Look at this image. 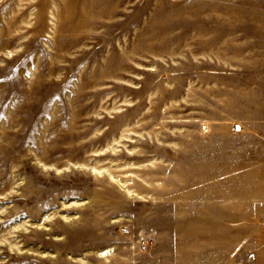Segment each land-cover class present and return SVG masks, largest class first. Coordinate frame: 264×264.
<instances>
[{
	"label": "rangeland",
	"instance_id": "obj_1",
	"mask_svg": "<svg viewBox=\"0 0 264 264\" xmlns=\"http://www.w3.org/2000/svg\"><path fill=\"white\" fill-rule=\"evenodd\" d=\"M0 264H264V0H0Z\"/></svg>",
	"mask_w": 264,
	"mask_h": 264
},
{
	"label": "built area",
	"instance_id": "obj_2",
	"mask_svg": "<svg viewBox=\"0 0 264 264\" xmlns=\"http://www.w3.org/2000/svg\"><path fill=\"white\" fill-rule=\"evenodd\" d=\"M251 256H253V254Z\"/></svg>",
	"mask_w": 264,
	"mask_h": 264
}]
</instances>
